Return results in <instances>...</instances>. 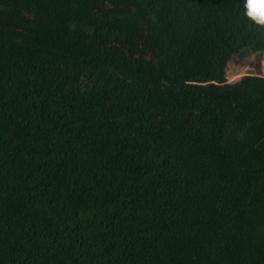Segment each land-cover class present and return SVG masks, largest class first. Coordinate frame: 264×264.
Returning a JSON list of instances; mask_svg holds the SVG:
<instances>
[{
	"label": "trees",
	"instance_id": "obj_1",
	"mask_svg": "<svg viewBox=\"0 0 264 264\" xmlns=\"http://www.w3.org/2000/svg\"><path fill=\"white\" fill-rule=\"evenodd\" d=\"M250 54L244 0H0V264H264Z\"/></svg>",
	"mask_w": 264,
	"mask_h": 264
},
{
	"label": "rangeland",
	"instance_id": "obj_2",
	"mask_svg": "<svg viewBox=\"0 0 264 264\" xmlns=\"http://www.w3.org/2000/svg\"><path fill=\"white\" fill-rule=\"evenodd\" d=\"M145 55L154 59L151 51H145ZM246 73H260L264 75V58L259 62L255 54H250L243 57H233L227 66V76L229 81H233Z\"/></svg>",
	"mask_w": 264,
	"mask_h": 264
},
{
	"label": "clouds",
	"instance_id": "obj_3",
	"mask_svg": "<svg viewBox=\"0 0 264 264\" xmlns=\"http://www.w3.org/2000/svg\"><path fill=\"white\" fill-rule=\"evenodd\" d=\"M244 8L248 19L264 29V0H244Z\"/></svg>",
	"mask_w": 264,
	"mask_h": 264
}]
</instances>
